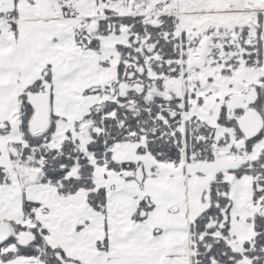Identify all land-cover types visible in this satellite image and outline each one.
Returning <instances> with one entry per match:
<instances>
[{"label": "snow or ice", "instance_id": "obj_1", "mask_svg": "<svg viewBox=\"0 0 264 264\" xmlns=\"http://www.w3.org/2000/svg\"><path fill=\"white\" fill-rule=\"evenodd\" d=\"M0 264H264V0H0Z\"/></svg>", "mask_w": 264, "mask_h": 264}]
</instances>
